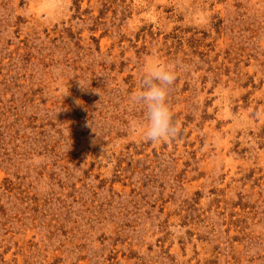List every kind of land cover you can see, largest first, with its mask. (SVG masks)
Masks as SVG:
<instances>
[{
  "label": "rangeland",
  "instance_id": "374dc122",
  "mask_svg": "<svg viewBox=\"0 0 264 264\" xmlns=\"http://www.w3.org/2000/svg\"><path fill=\"white\" fill-rule=\"evenodd\" d=\"M0 264H264V0H0Z\"/></svg>",
  "mask_w": 264,
  "mask_h": 264
},
{
  "label": "clouds",
  "instance_id": "9594fccd",
  "mask_svg": "<svg viewBox=\"0 0 264 264\" xmlns=\"http://www.w3.org/2000/svg\"><path fill=\"white\" fill-rule=\"evenodd\" d=\"M182 70H185L182 65L156 57L142 65L137 90L130 95L129 102L142 110L143 119L139 127L144 142H172L183 135L169 102L178 73Z\"/></svg>",
  "mask_w": 264,
  "mask_h": 264
}]
</instances>
